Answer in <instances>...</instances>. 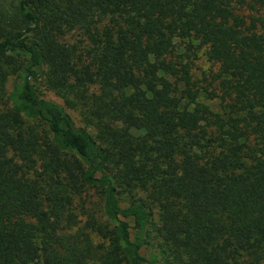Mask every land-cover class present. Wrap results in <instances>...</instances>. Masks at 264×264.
<instances>
[{
	"label": "trees",
	"instance_id": "16d2710c",
	"mask_svg": "<svg viewBox=\"0 0 264 264\" xmlns=\"http://www.w3.org/2000/svg\"><path fill=\"white\" fill-rule=\"evenodd\" d=\"M0 264H264V0H0Z\"/></svg>",
	"mask_w": 264,
	"mask_h": 264
},
{
	"label": "rangeland",
	"instance_id": "374dc122",
	"mask_svg": "<svg viewBox=\"0 0 264 264\" xmlns=\"http://www.w3.org/2000/svg\"><path fill=\"white\" fill-rule=\"evenodd\" d=\"M65 38L68 41L71 42H77L82 39V36L78 33H69L65 36ZM198 60L195 65V73L198 76H202V74L211 68L212 63L208 60L206 53H205V47L198 52ZM14 81V75H10L7 81V89L10 90L11 86ZM38 90L41 94L45 95L46 97H49L51 99H54L61 104H63L68 112L72 115L75 123L78 126H82L88 131H90L93 134H96V128L93 125L92 118L90 114L86 111V107L84 106V103L77 99V97L70 93V92H64L61 93L59 91H56L54 89H51L50 87L46 86L44 82L38 83ZM123 203H125L123 201ZM80 211H83L80 208ZM85 212H93L95 213L98 218L100 217V220L103 219L102 216V202L101 199L95 195L93 192H90L87 196H85ZM83 213V212H82ZM86 214H82L81 218L82 220L86 219ZM95 243H101L102 240L99 236L96 235V233H93L92 236Z\"/></svg>",
	"mask_w": 264,
	"mask_h": 264
}]
</instances>
